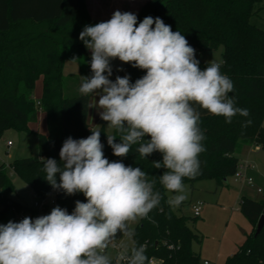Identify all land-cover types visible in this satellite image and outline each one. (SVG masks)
<instances>
[{"label":"trees","instance_id":"1","mask_svg":"<svg viewBox=\"0 0 264 264\" xmlns=\"http://www.w3.org/2000/svg\"><path fill=\"white\" fill-rule=\"evenodd\" d=\"M263 4L264 0H148L135 14L138 23L146 16L159 17L173 31H179L195 49L197 59L199 52L221 48L220 71L234 85L228 96L235 99L236 107L249 112L247 117L237 113L231 123L223 116L200 115L205 151L199 156V173L184 179L191 187L206 179H212L217 188L227 187L241 150L252 144L264 149V29L252 21L253 17L260 18ZM96 23L85 0H0V138L10 130L37 136V158L15 159L8 165L0 162V221L14 212L36 213L13 199L14 177L29 186L36 198L53 197L56 206L69 214L75 201L86 202L82 193L68 196L51 187L44 179L42 157L59 162L60 149L68 137L78 140L91 135L88 109L92 94L79 91L84 77L92 75L91 51L79 34L86 25ZM199 61L201 69L210 64ZM67 63H75L78 74L66 75ZM124 71L123 76L129 75L133 83L145 75L130 64H125ZM40 79L41 95L36 101L34 90ZM39 112L45 114L47 134L28 127L37 122ZM248 120L251 124L245 126ZM101 142L109 161L140 167L150 180H156L155 189L162 196L160 205L133 228L129 252L144 245L148 261L155 258L160 264H200L199 254L192 249L198 235L188 227V218L169 205L168 192L159 183L164 169H155L153 161L162 160L161 154L142 158L138 145H133L127 157L121 158L113 155L103 133ZM116 142H120L118 137ZM183 206L181 203L177 210ZM238 211L250 224L251 232L224 264H264V227L254 237L256 224L264 216V199L241 197Z\"/></svg>","mask_w":264,"mask_h":264},{"label":"clouds","instance_id":"2","mask_svg":"<svg viewBox=\"0 0 264 264\" xmlns=\"http://www.w3.org/2000/svg\"><path fill=\"white\" fill-rule=\"evenodd\" d=\"M79 39L91 51L92 71L79 91L99 96L95 107L117 133L107 135L113 155L127 157L133 145L142 158L160 153L162 160L153 165L164 169L159 183L167 192L178 193L168 200L178 207L187 199L184 179L199 173V156L205 151L196 106L223 116L227 123L237 113L249 115L228 96L233 82L221 73L219 63L201 69L185 36L159 17L146 16L138 23L134 13L116 10L109 20L86 25ZM117 59L145 75L134 83L129 75H117L113 81L111 61ZM91 132L78 140L68 137L59 162L42 157L44 179L51 187L68 196L82 193L86 202L75 201L71 214L56 206L35 219L0 224V264H113L107 249L116 237L132 239L130 224L148 218L160 205L156 180L140 167L109 161L101 132ZM147 261L144 245L130 252L125 248L115 258V264Z\"/></svg>","mask_w":264,"mask_h":264},{"label":"rangeland","instance_id":"3","mask_svg":"<svg viewBox=\"0 0 264 264\" xmlns=\"http://www.w3.org/2000/svg\"><path fill=\"white\" fill-rule=\"evenodd\" d=\"M262 6L260 18L253 17L252 21L259 27L264 28V4ZM111 16L112 13H108L106 17L100 18V21H98H107ZM221 53V48L214 51H202L198 53V59L206 63L216 62L220 64L222 61ZM111 66L113 75L110 79L114 81L117 75L123 77L125 73L124 63L118 59L112 60ZM118 69L123 70L118 71ZM65 74H78L77 65L75 63H67L65 65ZM40 91L41 81H37L35 85L36 95ZM98 99L99 96L95 94H92L90 97L88 123L92 131H100L107 140V135H113L114 129L108 127L107 122L101 119L99 115L100 110L95 107ZM196 107L200 111V114L208 113L206 110L200 109L198 106ZM28 127L31 131L47 134L46 121L41 117L38 118L36 123L30 124ZM7 142H10L11 146H7ZM27 157L37 158V136L33 133H18L11 130L5 132L0 138V162L8 165L15 159ZM246 158L249 160V163L254 165L255 172L264 178V149L259 145H255L251 152L246 149L242 152L241 159ZM13 186L14 192L11 194L12 197L35 210L33 204L37 201V198L29 186L16 177L13 178ZM262 186H264L263 183ZM238 188L233 177L228 179V186L223 188H217L212 179L199 181L193 187L185 184L187 199L182 202L185 206H183L181 211L177 210V207L172 206L177 214L188 218V227L198 235V241L193 242L192 249L199 254L200 264H203V260H208L213 264H224L225 259L231 256L244 241L248 233L246 226L250 227V224L238 211L241 197ZM175 195H178V193L168 192L167 201ZM254 198L256 200L264 199V192L263 194L254 193ZM196 202L202 204V212L199 217L194 219L190 206ZM50 210V208L40 211L35 210L36 213L33 218L50 214ZM25 217H31V215L25 214ZM9 221L18 222L16 215L8 214L5 220L0 221V224H7ZM138 222L130 224V228L133 229ZM115 241L120 250L109 249L107 254L110 257H115L123 252L125 248L129 249L132 244V240L123 235H118Z\"/></svg>","mask_w":264,"mask_h":264},{"label":"crops","instance_id":"4","mask_svg":"<svg viewBox=\"0 0 264 264\" xmlns=\"http://www.w3.org/2000/svg\"><path fill=\"white\" fill-rule=\"evenodd\" d=\"M146 1H148V0H85V4L87 7V11L90 14L91 18L94 19L95 21L99 22L100 18L102 19L103 17H106L108 13L113 14L116 10H119L121 12L127 11V12H132V13L136 14L138 12V10L140 9V7ZM38 81H41V79ZM40 95H41V91L38 95H36V92L34 90V100L38 101L40 98ZM89 113L90 112L88 109V121H89ZM206 114H209V113H204V114L201 113L200 115H206ZM39 117H41L42 119H45V114L39 112L38 118ZM254 146H255V144L245 146L241 150V152L238 154V158H239V163L249 165L248 168H246V170H245V174H246V176L250 177L253 180L255 187L250 188L245 183H239V182H236V184L239 187L238 188L239 189V195L241 197H247V198L256 200L254 198V193L258 194L256 191V188H260L262 190V192L259 194H263V192H264V186H262V183L264 184V178L262 175H259V173L255 172L254 165L249 163V160L247 158L241 159L242 158V152H244V150H246V149L251 152ZM13 199L18 201L15 198H13ZM49 208L51 210L53 209V207H48V208H45L44 210L49 209ZM246 230L248 232L247 233V235H248L251 232V226L250 227L246 226ZM114 242H116V241L114 240ZM204 262H208L209 264H213L212 262H210L208 260H203L202 263H204Z\"/></svg>","mask_w":264,"mask_h":264},{"label":"built area","instance_id":"5","mask_svg":"<svg viewBox=\"0 0 264 264\" xmlns=\"http://www.w3.org/2000/svg\"><path fill=\"white\" fill-rule=\"evenodd\" d=\"M7 146H11V143L7 142ZM248 166H249L248 164L239 163L238 166H237V170H236V172L234 173V175L232 177L234 178L235 182L245 183L250 188H254L255 185H254L253 180L250 177L246 176V174H245V170H246V168H248ZM256 191H257L258 194L262 192V190L260 188H256ZM33 206H34L35 210L40 211V210H44L45 208H48V207H53L54 208L56 206V203H55V200H54L53 197L37 198V201L34 202ZM190 209H191L192 216L194 218H197V217H199L201 215L202 204L200 202L193 203V204H191ZM13 214L16 215V219H17L18 222H20L23 218H25V214L24 213L14 212ZM31 218L34 219L33 216H31ZM109 249L116 250V251L120 250L118 244L116 242H114V241L109 246L107 251ZM118 255H116L115 257H117ZM160 263H161L160 260L155 259V258H151V259H149L147 264H160ZM203 264H209V263L208 262H204Z\"/></svg>","mask_w":264,"mask_h":264},{"label":"water","instance_id":"6","mask_svg":"<svg viewBox=\"0 0 264 264\" xmlns=\"http://www.w3.org/2000/svg\"><path fill=\"white\" fill-rule=\"evenodd\" d=\"M264 227V216L260 217L256 224L254 237L258 236Z\"/></svg>","mask_w":264,"mask_h":264}]
</instances>
